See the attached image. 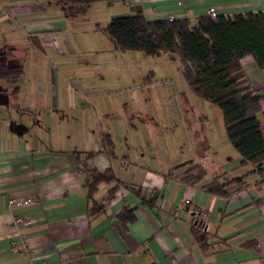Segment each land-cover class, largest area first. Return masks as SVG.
<instances>
[{
    "label": "crops",
    "instance_id": "0c3cea01",
    "mask_svg": "<svg viewBox=\"0 0 264 264\" xmlns=\"http://www.w3.org/2000/svg\"><path fill=\"white\" fill-rule=\"evenodd\" d=\"M54 1L0 0V61L23 67L15 84L0 82V264H264V183L241 167L224 125L217 135L204 117L186 150L177 135L168 136L179 120L169 86L115 81L86 65L89 57L121 53L102 28L133 8L150 22L195 24L210 8L224 17L264 14V0H117L96 4L106 25L86 27L84 18L50 10ZM240 66L264 111V69L251 56ZM188 163L207 171L202 184L224 174L243 185L230 187L226 198L208 194L176 177ZM90 169L110 170L120 184L107 204L116 184L100 183L90 200ZM138 189L155 197L152 207L140 202ZM12 199L22 201L10 205ZM184 199L207 212L204 247ZM94 204L105 205L91 215ZM125 209L133 212L131 224L119 219Z\"/></svg>",
    "mask_w": 264,
    "mask_h": 264
},
{
    "label": "trees",
    "instance_id": "16d2710c",
    "mask_svg": "<svg viewBox=\"0 0 264 264\" xmlns=\"http://www.w3.org/2000/svg\"><path fill=\"white\" fill-rule=\"evenodd\" d=\"M117 0H55L51 5L64 10L69 18L84 17L96 3L111 4ZM132 15L113 17L102 28L113 48L121 53L140 52L148 57L175 55L179 58L182 76L190 93L216 107L222 117L226 138L241 158V167H251L264 183V111L261 96L253 94L240 66V60L251 56L259 69H264V14L247 13L232 17H200L195 24L186 18L165 21H147L140 8ZM23 74L21 65L0 61V82L15 84ZM108 155H114L109 138H104ZM204 143L201 145L203 148ZM189 168L176 177L188 186H199L208 194L226 198L228 189L243 185V178L208 175L200 165L187 164ZM171 173V172H170ZM116 185L108 191L105 204L112 199L118 182L110 170H89L86 183L88 197L92 199L100 183ZM135 191V192H134ZM140 202L152 207L154 196L133 190ZM105 204H94L89 214L100 212ZM119 219L123 225L135 221L132 211L123 210ZM194 237L204 247L206 236L193 225Z\"/></svg>",
    "mask_w": 264,
    "mask_h": 264
},
{
    "label": "rangeland",
    "instance_id": "374dc122",
    "mask_svg": "<svg viewBox=\"0 0 264 264\" xmlns=\"http://www.w3.org/2000/svg\"><path fill=\"white\" fill-rule=\"evenodd\" d=\"M39 1H52V0H39ZM28 4L29 1H26ZM36 4V2L34 1ZM98 4V3H96ZM94 4V5H96ZM37 5V4H36ZM50 10H56L55 6L50 5ZM100 6V5H99ZM96 5L91 13H87L84 17H78L77 20H81V25L86 27L91 25L93 22H98L102 25H106L107 14H105V9L102 11V7ZM70 19V18H69ZM74 19V18H72ZM75 23V22H74ZM104 38V37H102ZM101 38V39H102ZM73 41V38H70ZM19 46V50L26 48L24 47L23 42H17ZM103 42L99 41V47H103ZM31 46V45H30ZM32 47V46H31ZM14 48H17L14 46ZM30 48V47H28ZM88 64H96L100 69L104 71V76H110L115 81H131L141 83L148 79L149 82L155 85H163L169 86L170 92H168L167 96L172 102L173 112L175 106L177 105L179 109L178 119L176 120V126L170 131L168 136H178L179 141L182 139V146L184 149H188V138H190V130L200 131L206 123L204 117L209 121V126L216 131L218 135L220 132H223V123L220 111L214 107L213 105L204 102L198 98H195L187 88L185 81L182 76V68L181 62L179 58L175 55H168L166 57H148L140 52H126V53H113L103 56L97 57H89ZM170 83V84H168ZM168 91V90H165ZM185 100V101H181ZM159 99L157 97V104ZM169 102V103H170ZM176 103V104H175ZM183 104L189 105L190 112L186 114L183 108H180ZM174 114V113H173ZM175 116V115H174ZM202 117V118H201ZM201 118V119H200ZM157 122V120H155ZM155 124V122H152ZM158 123V122H157ZM160 125H163L165 122H160ZM163 135H166V132L163 130ZM192 134V133H191ZM173 137V138H174ZM189 168L186 167L187 170Z\"/></svg>",
    "mask_w": 264,
    "mask_h": 264
},
{
    "label": "built area",
    "instance_id": "2783aa9c",
    "mask_svg": "<svg viewBox=\"0 0 264 264\" xmlns=\"http://www.w3.org/2000/svg\"><path fill=\"white\" fill-rule=\"evenodd\" d=\"M179 4H181V1L178 2ZM207 16L210 18H215L216 17V13L215 10L213 8H210L207 12ZM173 18H170L169 20H172ZM22 200L18 199V200H10L9 204L13 205V204H19ZM183 204L186 205L189 208V211L194 215L195 220H194V224L195 226L203 231L205 229V221L208 218L207 212H205L204 210H202L198 205L196 204H192L191 201L189 199H184L183 200ZM15 224L21 225L24 224V221L21 219H16L14 221Z\"/></svg>",
    "mask_w": 264,
    "mask_h": 264
}]
</instances>
